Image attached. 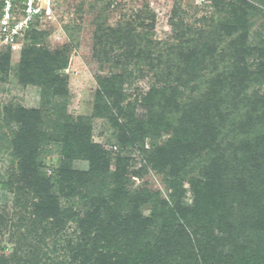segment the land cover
Here are the masks:
<instances>
[{
  "label": "trees",
  "instance_id": "trees-1",
  "mask_svg": "<svg viewBox=\"0 0 264 264\" xmlns=\"http://www.w3.org/2000/svg\"><path fill=\"white\" fill-rule=\"evenodd\" d=\"M93 1L100 8L90 116L66 111L76 29L66 25L69 42L51 49L34 23L14 68L11 47L0 51V81L13 71L42 100L38 108L9 103L0 111V127L10 128L13 189L27 194L32 238L54 237L60 251L43 253L42 263L38 245L30 253L18 247L0 254V264H264V0H210L211 12L192 23L174 0L164 40L154 39L147 6L112 25L106 12L115 0ZM134 79H146L147 89L129 93ZM96 118L114 130L113 168L109 151L92 139ZM50 141L60 146L51 176L40 159ZM130 151L144 160L133 173L161 175L167 198L146 186L129 189Z\"/></svg>",
  "mask_w": 264,
  "mask_h": 264
},
{
  "label": "rangeland",
  "instance_id": "rangeland-1",
  "mask_svg": "<svg viewBox=\"0 0 264 264\" xmlns=\"http://www.w3.org/2000/svg\"><path fill=\"white\" fill-rule=\"evenodd\" d=\"M94 4L96 3L93 0H54L52 15L42 19L37 25L39 30L47 31L48 35L45 41L51 49L69 42L65 30L66 25L76 29L68 67L65 69V73L69 77L68 95L65 101L66 111L75 118L91 115L94 92L97 87L95 74L98 69L91 56V48L94 16L100 8V4L97 3L96 6ZM209 5L210 0H182L181 11L184 12V20L187 23H192L195 18L208 15L211 12ZM146 6L155 13L154 39H166L171 33L169 17L174 0H115L113 6L106 12L108 21L113 25L122 14H130L132 11ZM3 48L0 47V51ZM19 57L20 50L11 49L13 68L19 61ZM103 73L108 74V71L104 70ZM147 87L146 79H134L133 83L127 86V91L134 95L136 90H145ZM39 94L40 90L37 86L19 84L11 71L6 81H0V111L9 103H19L27 108H38L42 105ZM139 112H141L140 109ZM92 121V139L109 151L113 168L115 155L119 152L115 143L114 130L104 119L96 118ZM2 125L0 127V213L3 216V224L0 228V254L11 255L18 247H21L20 253H30L32 248L38 245L42 255L46 253L45 255L57 257L60 251L54 237L47 238L44 244L37 243V240L32 238L33 233L29 229L31 218L26 208L27 194L16 192L13 189L15 183L12 175H14L15 161L12 160L5 135L10 132V128L5 126L4 122ZM15 127L16 125H11V129ZM59 147V144L50 141L45 143L40 150V159L44 163L46 175L54 174L60 164ZM125 153L132 159L128 172L131 175L129 189L134 191L146 186L147 189L158 191L162 197L167 198L169 189L164 178L150 168H146L141 176L133 173L144 164L143 157L138 151ZM75 165L86 168V163L83 161L78 160ZM61 202L65 203L64 200ZM75 207L81 209V204L75 201ZM142 210L147 214L150 211V206H144ZM73 229L74 224L70 223L67 229L68 235L73 232ZM45 255L40 256V262L46 261Z\"/></svg>",
  "mask_w": 264,
  "mask_h": 264
},
{
  "label": "built area",
  "instance_id": "built-area-1",
  "mask_svg": "<svg viewBox=\"0 0 264 264\" xmlns=\"http://www.w3.org/2000/svg\"><path fill=\"white\" fill-rule=\"evenodd\" d=\"M0 47L20 50L25 32L53 13L54 0H0Z\"/></svg>",
  "mask_w": 264,
  "mask_h": 264
}]
</instances>
